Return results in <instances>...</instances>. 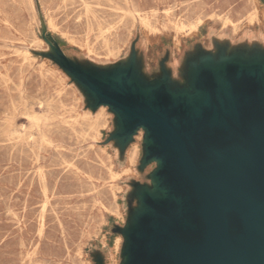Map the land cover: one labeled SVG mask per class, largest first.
<instances>
[{"label":"rangeland","instance_id":"rangeland-1","mask_svg":"<svg viewBox=\"0 0 264 264\" xmlns=\"http://www.w3.org/2000/svg\"><path fill=\"white\" fill-rule=\"evenodd\" d=\"M51 38L93 69L135 48L146 77L165 65L184 85L204 52L264 51V0H0V264H122L117 228L157 162L141 169L144 129L123 153L109 140L115 114L89 107Z\"/></svg>","mask_w":264,"mask_h":264},{"label":"water","instance_id":"water-1","mask_svg":"<svg viewBox=\"0 0 264 264\" xmlns=\"http://www.w3.org/2000/svg\"><path fill=\"white\" fill-rule=\"evenodd\" d=\"M61 68L92 109L115 114L109 140L121 153L144 129L140 185L124 237L122 264H264V51L204 52L173 83L137 66V51L109 69L87 68L48 39ZM95 264H105L102 253Z\"/></svg>","mask_w":264,"mask_h":264},{"label":"bare ground","instance_id":"bare-ground-1","mask_svg":"<svg viewBox=\"0 0 264 264\" xmlns=\"http://www.w3.org/2000/svg\"><path fill=\"white\" fill-rule=\"evenodd\" d=\"M88 13V12H87ZM130 13H131V11H130ZM257 13V12H256ZM145 20V19H144ZM258 20V19H257ZM148 22V21H147ZM202 22V21H201ZM144 23V22H143ZM226 23V22H225ZM251 23V22H250ZM184 24V23H183ZM197 25V24H196ZM192 26V25H191ZM238 26V25H237ZM183 27H185V26H183ZM190 27V26H189ZM191 28V27H190ZM198 28V27H197ZM235 27H233V29H234ZM184 29V28H183ZM196 28H194V30H195ZM181 31V30H180ZM183 31H185V30H183ZM103 35V34H102ZM97 116V115H96ZM102 118V117H101ZM104 118V117H103ZM100 119V118H99ZM88 121V120H87ZM103 121V120H102ZM87 123V122H86ZM104 123V122H103ZM46 124V123H45ZM98 123H96V125H97ZM105 124V123H104ZM88 127H89V124H88ZM96 127V126H95ZM95 129V128H94ZM93 129V130H94ZM92 130V129H91ZM78 136V135H77ZM15 138V137H14ZM129 165V164H128ZM130 166V165H129ZM127 168V167H126ZM128 171V170H127ZM131 171V170H130ZM100 204V203H99ZM44 218V217H43ZM44 229V228H43ZM109 250V249H108Z\"/></svg>","mask_w":264,"mask_h":264}]
</instances>
